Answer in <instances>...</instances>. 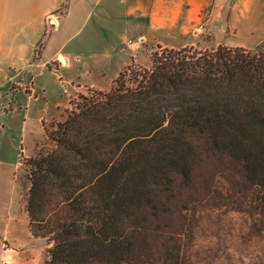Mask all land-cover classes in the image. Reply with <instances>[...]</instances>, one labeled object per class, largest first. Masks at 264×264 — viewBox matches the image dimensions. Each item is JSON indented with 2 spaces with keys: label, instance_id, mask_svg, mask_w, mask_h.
I'll return each mask as SVG.
<instances>
[{
  "label": "trees",
  "instance_id": "obj_1",
  "mask_svg": "<svg viewBox=\"0 0 264 264\" xmlns=\"http://www.w3.org/2000/svg\"><path fill=\"white\" fill-rule=\"evenodd\" d=\"M160 49L132 84L125 70L44 127L53 147L27 160L26 210L45 264H183L206 205L264 226V55Z\"/></svg>",
  "mask_w": 264,
  "mask_h": 264
},
{
  "label": "crops",
  "instance_id": "obj_2",
  "mask_svg": "<svg viewBox=\"0 0 264 264\" xmlns=\"http://www.w3.org/2000/svg\"><path fill=\"white\" fill-rule=\"evenodd\" d=\"M119 29L127 38L137 37L122 45L132 60V52L143 45L149 52L226 45L264 55V0H0V117L12 85L21 93L37 84L47 68L69 71L86 52L84 66L90 58L101 65L115 49ZM132 60L123 62L119 74ZM83 87L111 89L82 83L75 90ZM5 128L0 131V264H45L50 244L32 236L25 204L18 198L19 160L2 159ZM7 173L13 180L5 195L1 182Z\"/></svg>",
  "mask_w": 264,
  "mask_h": 264
},
{
  "label": "rangeland",
  "instance_id": "obj_3",
  "mask_svg": "<svg viewBox=\"0 0 264 264\" xmlns=\"http://www.w3.org/2000/svg\"><path fill=\"white\" fill-rule=\"evenodd\" d=\"M119 31L115 36V49L106 58H102L105 61L101 65H97L90 58L84 66L88 53H82L79 61L74 59L71 70L54 66L52 69L47 68L33 87L29 84L19 93L12 85L6 92L0 117V131L4 125L7 130L2 159L9 163L19 160L16 173L17 191L19 200L25 204V210L30 186L27 160L39 151L53 147L44 127L55 130L59 122L78 108L84 97H91L100 91L91 87L75 90L78 84L94 83L103 88H112L114 79L119 76L120 66L125 60H132L125 57L127 52L122 51V45L124 41H134L137 37L129 34L127 38L122 30ZM156 51L160 55L163 52L162 49L149 52L145 45L141 50L133 51L131 64L121 71L126 70L124 81L132 84L137 70L150 68ZM28 88H32V91ZM18 93V96L22 95L21 99H17ZM12 180L13 177L9 179L8 173L2 179L1 187L5 195L10 191ZM1 200L2 198L0 205ZM188 219L190 230L184 237L183 264H264V226L258 215L230 206L206 205ZM2 220L0 218L1 222Z\"/></svg>",
  "mask_w": 264,
  "mask_h": 264
},
{
  "label": "water",
  "instance_id": "obj_4",
  "mask_svg": "<svg viewBox=\"0 0 264 264\" xmlns=\"http://www.w3.org/2000/svg\"><path fill=\"white\" fill-rule=\"evenodd\" d=\"M53 22H54V20H53L52 18H50V19L48 20L49 28L52 27ZM49 31H50V30H49ZM49 31H48V34H49Z\"/></svg>",
  "mask_w": 264,
  "mask_h": 264
},
{
  "label": "built area",
  "instance_id": "obj_5",
  "mask_svg": "<svg viewBox=\"0 0 264 264\" xmlns=\"http://www.w3.org/2000/svg\"><path fill=\"white\" fill-rule=\"evenodd\" d=\"M133 41L132 40H129V43H132ZM136 47H139V44H136Z\"/></svg>",
  "mask_w": 264,
  "mask_h": 264
}]
</instances>
